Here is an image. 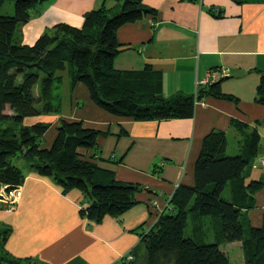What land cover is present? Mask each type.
Instances as JSON below:
<instances>
[{"label":"crops","instance_id":"crops-1","mask_svg":"<svg viewBox=\"0 0 264 264\" xmlns=\"http://www.w3.org/2000/svg\"><path fill=\"white\" fill-rule=\"evenodd\" d=\"M144 2L155 7L157 15H146L117 30L121 46L114 66L130 69L150 63L163 74L165 96L195 93L198 86L222 78L221 92L237 101L207 94L196 100L192 117L136 120L97 106L87 87L78 82L66 101L67 109H63V97L60 112L26 118V124L50 122L42 141L46 148L55 140L62 118L81 120L100 130L98 149L80 151L87 157L94 153V161L112 170L116 179L138 183L142 189L127 211L95 222L79 212L90 203L80 189L64 193L53 178L25 165L16 208L7 210L0 202V227L11 228L6 249L15 259H29L21 264H122L121 257L140 244L139 226L149 228L162 211L171 208L170 197L178 185L194 184L195 164L205 135L220 129L228 139V134L236 130L232 119L247 122L261 134L248 179L264 178V165L257 162L264 157V103L256 101L264 72V0ZM38 3L31 18L16 31L24 44L32 45L58 22L82 26L84 14L103 4L117 9L120 6L116 0ZM212 6L218 15L210 12ZM234 135L240 151L241 135L237 130ZM256 203L247 215L253 225L259 226L264 216V188L256 193ZM235 244L241 254L239 241L224 247L235 249ZM242 261L243 252L238 263Z\"/></svg>","mask_w":264,"mask_h":264},{"label":"trees","instance_id":"trees-1","mask_svg":"<svg viewBox=\"0 0 264 264\" xmlns=\"http://www.w3.org/2000/svg\"><path fill=\"white\" fill-rule=\"evenodd\" d=\"M39 1L15 0L14 13L3 14L5 0H0V183L12 188L25 180L24 169L12 161L20 151L32 168L53 178L64 193L80 189L90 201L80 214L101 222L131 208L142 189L138 183L116 179L112 170L94 161V153L87 157L80 151H96L101 131L81 120L62 118L55 140L46 148L42 141L50 122L25 123L28 117L61 111L65 74L71 91L81 82L97 106L136 120L192 117L196 100L207 94L237 98L221 92L222 78L198 86L195 93L165 96L163 74L150 63L142 68L114 66L121 46L117 30L157 15V9L144 0H116L121 5L118 11L103 4L84 14L82 26L58 22L32 45L24 44L16 31L31 18ZM209 10L219 14L216 7ZM256 101L264 103V72ZM231 124L241 135L240 151L227 153L224 130L205 135L194 184L178 185L170 197L171 208L149 228L139 226L140 244L129 251L132 258L121 257L122 264H264V221L253 225L247 215L256 207V193L264 188L263 177L248 179L262 136L247 122L235 118ZM10 232V227H0V264L29 261L9 255L5 245ZM235 241L242 246L240 263L222 247Z\"/></svg>","mask_w":264,"mask_h":264},{"label":"rangeland","instance_id":"rangeland-1","mask_svg":"<svg viewBox=\"0 0 264 264\" xmlns=\"http://www.w3.org/2000/svg\"><path fill=\"white\" fill-rule=\"evenodd\" d=\"M38 4H37V6H38ZM120 6H119L118 9L115 7V10L118 11L121 8ZM14 9H15V0H5L4 4L2 6L1 12L3 14H13L14 11H15ZM68 80H69L68 77L65 76L64 77V81L62 83V86L60 87V92L62 93V95L64 97L63 109H67L68 108V104L66 103V101L69 100L70 94L72 93V91L69 90L70 86L69 85L67 86V81ZM37 92L38 91L35 90V95H36L35 97H37V95H38ZM81 102H83V101H81ZM53 113H55V112H53ZM9 124H10V122H7V123H3L2 125L3 126H7ZM234 134H236V130H234L233 133H229L228 134V139H229L228 140L229 144H228V148H227V153L228 154H236L239 151L238 142H237L238 138L234 137L235 136ZM12 161H13L14 164H17V165L21 166L22 168L25 165L29 164L28 161L25 159V157L22 155V153L20 151H17V153L12 156ZM227 189H228V187H227ZM17 204H16V206H17ZM16 206H15V208H16ZM15 208H12L10 210H13ZM263 221H264V216H263ZM233 247H231V246L230 247H224V245H223V249L228 254L230 259H232L234 262L237 263L241 259L242 252L240 254V252H239L240 251V247L238 246V244H235V249Z\"/></svg>","mask_w":264,"mask_h":264},{"label":"built area","instance_id":"built-area-1","mask_svg":"<svg viewBox=\"0 0 264 264\" xmlns=\"http://www.w3.org/2000/svg\"><path fill=\"white\" fill-rule=\"evenodd\" d=\"M257 162L260 165H264V157L259 158ZM21 194L22 184H18L12 188H7L6 186L0 187V202L5 209L10 210L12 208H15L16 204L21 198ZM124 255L128 258H132V254L130 252H127Z\"/></svg>","mask_w":264,"mask_h":264},{"label":"water","instance_id":"water-1","mask_svg":"<svg viewBox=\"0 0 264 264\" xmlns=\"http://www.w3.org/2000/svg\"><path fill=\"white\" fill-rule=\"evenodd\" d=\"M0 187H1V183H0Z\"/></svg>","mask_w":264,"mask_h":264}]
</instances>
